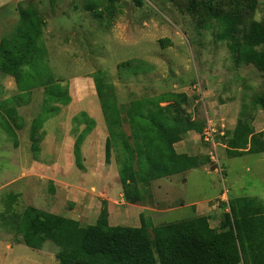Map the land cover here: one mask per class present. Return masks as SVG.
Instances as JSON below:
<instances>
[{"label": "rangeland", "instance_id": "374dc122", "mask_svg": "<svg viewBox=\"0 0 264 264\" xmlns=\"http://www.w3.org/2000/svg\"><path fill=\"white\" fill-rule=\"evenodd\" d=\"M253 1V7L252 0L25 1L24 6L29 4L43 22L37 45L44 54L36 53L34 66L24 68L38 85L30 94H20L15 79L0 70V240L17 243L21 234L12 221L29 206L71 219L80 216L82 226L96 222L104 198L96 197L93 204L92 190L86 203L79 205L61 189L57 195L56 184L75 181L76 194H83L86 186L79 183L88 178L80 165L96 158L97 149L100 156L110 155L115 176L119 173L97 94V73H104L105 94L115 98L131 145L126 106L135 100L162 98V107L179 101L188 118L203 124L201 133L191 131L183 140L195 136L190 139L195 146L190 148L191 155L207 163L188 173L176 195L171 194L168 201L162 196L154 201L150 189L139 184L144 202L150 200L149 205L160 213L152 220L145 214L143 220L140 217L152 243L154 229L160 225L207 216L210 227L221 231L224 214L229 212L225 203L243 196L264 203V153L235 157L229 149L236 135L243 133L238 130L240 119L250 122L253 118L254 129L263 132L264 139V73L252 62L237 61L229 41L222 37V19L228 14L242 11L264 22V0ZM18 6L0 10V65L4 51L23 46L15 35L20 26ZM128 61L143 64L132 63L119 71L118 66ZM30 79L24 75L23 84L27 86ZM52 93L69 101L50 99L47 103L46 95ZM178 95H186L188 102ZM256 98L261 103L255 104ZM16 103L21 104L16 107ZM12 106L16 112L10 114ZM5 116L16 139L4 128ZM17 116L22 118V127ZM39 116L43 123L35 129ZM209 120L216 130V158L204 140ZM249 147V138H244L240 150ZM77 149L82 154L79 160ZM200 201L205 203L204 211L196 213ZM123 212L127 210L119 213ZM128 220L119 225L134 227L132 218ZM45 243L47 248L41 253L17 245L10 251L1 244L0 264H61L56 244Z\"/></svg>", "mask_w": 264, "mask_h": 264}, {"label": "trees", "instance_id": "16d2710c", "mask_svg": "<svg viewBox=\"0 0 264 264\" xmlns=\"http://www.w3.org/2000/svg\"><path fill=\"white\" fill-rule=\"evenodd\" d=\"M252 2L251 7L256 3ZM24 4L20 2L18 6L20 26L15 34L23 46L4 51L0 70L15 79L20 94H30L38 85L31 72L24 68L34 66L36 53L44 54V49L40 50L37 45L43 22L37 11ZM222 21V37L229 41L235 59L252 62L264 73V22L248 18L242 11L228 14ZM132 63L143 64L141 61L121 63L119 71ZM103 74H95L94 80L109 133V145L119 164L126 203H144L140 183L147 189L155 180L197 169L207 163L200 161L197 155L180 154L175 148L184 135L191 131L201 133L203 129L199 120H191L185 115L179 101L164 107L160 106L162 98L129 102L126 113L131 128V145L123 130L115 98L105 94ZM24 75L31 78L27 86L23 84ZM178 97L188 102L186 95ZM50 99L64 104L69 101L67 96L60 98L53 93L47 94L45 101L48 103ZM258 103L261 101L256 98L255 104ZM20 104L16 103V107ZM9 111L10 114L16 112L14 106ZM5 118L6 132L16 139L15 129ZM15 119H20L18 123L22 127V118L17 116ZM252 119L250 122L239 120L238 130L243 133L236 135L229 146L230 152L237 154L235 157L264 153L263 132H256ZM42 123L39 116L34 121L35 129ZM244 138H249L250 142L247 151L240 150ZM223 207L229 212L224 214L221 231L210 227L207 216H198L156 227L154 243L143 223L140 227L110 225L106 201L102 202L94 225L82 226L77 220L29 206L17 216L14 227L21 234L17 242L30 248L41 249L47 241L55 243L60 248L57 258L61 264H264V203L256 197L243 196ZM140 217L143 220V214Z\"/></svg>", "mask_w": 264, "mask_h": 264}, {"label": "crops", "instance_id": "0c3cea01", "mask_svg": "<svg viewBox=\"0 0 264 264\" xmlns=\"http://www.w3.org/2000/svg\"><path fill=\"white\" fill-rule=\"evenodd\" d=\"M25 1H29V0H0V10L5 8L6 6H8V7L13 6V5L16 6L18 3L25 2ZM89 137H91V136H89ZM193 137H195V136L190 135V136L186 137V139L177 143L175 145L177 152L180 154H190L191 155V151H190L191 149L190 148L195 147L194 145L191 144V140H190ZM82 139H84V137ZM93 144L94 143L92 142L91 146H93ZM105 149H106V146H105ZM102 151H103V148H102ZM96 152H97V155H95L96 158H93V160L86 159V161L84 160L83 165L79 164L81 166L82 170L84 171L85 176L88 178L87 181L81 180L79 183L80 185L83 183L86 186V187H84L86 191H84V192L82 191L83 194H80V195L76 194V189L78 187H75V186H77L76 184H78V183L75 181L72 182L70 180H67V182L61 183V185H60V183L56 184L57 195H59V192L62 190L63 193L64 192L67 193L68 199H72L73 201L77 202L79 205L80 204L82 205V204L86 203V198L90 197L88 195V193H90L93 190V196H91V198H90L93 204L97 200L96 197L104 198L103 201H107L108 210H109V222H110V225H112V226H119V222H121V221L128 222L129 221L128 217H131L132 221L134 222V227H140L141 226L140 225V222H141L140 221V215L141 214H145L146 216H149V218L151 220L160 216V213L156 214L155 207L149 205L150 200H147V202H144V203L143 202L139 203L137 205L126 203L124 198H123V189H122L119 173L117 171L116 176H115L114 168L111 167V164H110L112 161V159H110V157H109L110 155H107L105 153L104 156L103 155L100 156L101 153H100L99 149H97ZM81 155H82L81 153H79L78 156L75 154L76 159L79 160V157H81ZM193 170L194 169L189 170V171L184 172V173H180L177 175H173L170 177H165V178H161V179L153 181L151 186L149 187L150 194H151L153 200L155 201L159 196H162V198L165 201H168V199H171V194L176 195V193L179 190L178 187L180 186V184L184 183L188 173H190ZM91 183H94V184L92 186H89V184H91ZM64 185H66V188L64 187ZM81 186H79V187H81ZM14 195H16V194H14ZM154 197H155V199H154ZM154 205L156 207L160 206V204L159 203L156 204V202ZM204 205H205V203L203 201L197 202L196 213H200V211H202L201 206H204ZM122 210H127V212H130V213L123 212L120 214L119 212ZM114 212H117L120 215L118 214L117 217H114V216L112 217V214ZM95 214H94V216H95ZM130 214H131V216H130ZM72 219L80 221L82 218H80V216H72ZM112 219L117 221V222H115V225L112 224ZM95 221H97V215L95 217ZM12 223L14 224L13 221H12ZM95 223L96 222H94L93 225ZM14 229H15V227H14ZM4 243L6 245V249L10 250V251H12L14 249V245L23 246V247L26 246L23 242L22 243H18V242L17 243H11V241L0 240V245L1 244L4 245ZM46 245H47V243H45L41 249H34V250H36V252H38V253H41L45 249ZM26 247H28V246H26ZM57 248L59 249L58 250V253H59L60 248L58 246H57ZM31 249H33V248H31ZM56 257H57V255H56ZM29 259L30 258L28 256V262H30ZM58 261H59V259H58Z\"/></svg>", "mask_w": 264, "mask_h": 264}, {"label": "built area", "instance_id": "2783aa9c", "mask_svg": "<svg viewBox=\"0 0 264 264\" xmlns=\"http://www.w3.org/2000/svg\"><path fill=\"white\" fill-rule=\"evenodd\" d=\"M215 132L216 130L213 128V125L211 121L209 120L207 123V127L205 128V131H204V140L210 144L212 158L217 157L216 140H215V135H214Z\"/></svg>", "mask_w": 264, "mask_h": 264}]
</instances>
